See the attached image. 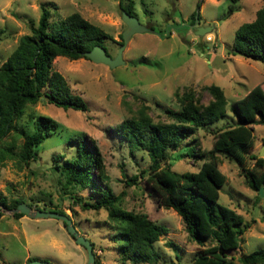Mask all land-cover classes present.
<instances>
[{
    "label": "rangeland",
    "instance_id": "rangeland-1",
    "mask_svg": "<svg viewBox=\"0 0 264 264\" xmlns=\"http://www.w3.org/2000/svg\"><path fill=\"white\" fill-rule=\"evenodd\" d=\"M120 4L125 8L131 5V13L154 31L132 33L122 51L125 62L114 67L87 56L53 58L54 68L65 76L73 92L82 95L88 109L64 108L42 99L27 103L17 120L19 127L33 130L38 114L51 116L58 127L43 139L37 159L29 164L15 154L23 135L13 131L5 137L13 144L11 154L0 156V193L8 202L20 198L33 207L64 210L78 231L92 242L100 264H192L202 245L188 238L185 223L172 207L156 203L144 176L129 180V176L148 167L150 157L145 149L131 151L115 127L122 118L137 115L143 104L153 120H166V106L180 107L176 91L191 87L205 102L210 98L205 86L220 85L227 99L226 115L198 127L169 159L174 170H196L207 158L197 156V146L201 151L210 148L214 130L236 122L232 110L235 99L256 83L264 88V62L231 49L235 29L254 18L264 0H0V63L20 35L30 31V23L37 22L43 5L50 10L52 20L77 10L100 25L112 36L104 39V45L115 55L126 26ZM229 6L233 7L231 13ZM194 24L213 27L198 35ZM251 126L253 146L246 152V165H252V154L264 156V152L260 154L264 150V123L254 122ZM82 132L95 139L108 183L120 193L119 205L144 212L167 226L168 231L154 241L160 251L158 263L120 262L119 239L107 210L82 205L74 197L87 199L88 191L64 184L65 176L52 167L55 154L75 153L76 146L69 137ZM217 157L218 168L226 176L219 186L218 201L234 208L242 222L250 224L239 245L227 252V264H243L242 253L264 248V195L248 184L239 162L222 151ZM63 222L53 216L15 217L11 207L0 206V264H26L27 257L58 264H86V247L75 241ZM168 240L177 246H169ZM209 243L211 237L205 240L206 245Z\"/></svg>",
    "mask_w": 264,
    "mask_h": 264
},
{
    "label": "trees",
    "instance_id": "trees-1",
    "mask_svg": "<svg viewBox=\"0 0 264 264\" xmlns=\"http://www.w3.org/2000/svg\"><path fill=\"white\" fill-rule=\"evenodd\" d=\"M120 7L125 8L121 4ZM125 9L131 12V5ZM232 11L233 7L229 6L228 12ZM29 28L30 31L20 35L0 63V156L11 154L13 142H7L5 137L14 131L23 135L15 154L25 164L37 159L39 145L58 127V122L45 114L36 116L33 130L27 132L19 127L17 120L27 103L42 99L64 108L88 109L82 95L73 92L65 76L54 68L53 58L57 55L85 56V50L96 43L104 45V39L112 37L77 10L52 20L45 5L37 22L32 21ZM231 49L264 62V6L256 10L254 18L235 29ZM205 88L210 93L205 102L191 87L176 91L180 107L166 106V120H153L147 112L148 106L143 104L137 115L122 118L115 129L129 143L131 151L145 149L150 157L148 167L129 176V180L134 182L138 176H144L156 203L172 207L185 223L188 238L202 245L192 258V264H227V252L239 245L250 224L243 223L234 208L218 201L219 186L226 176L218 168L217 152L222 151L240 163L246 181L253 189L259 190L264 185V156L252 154V165L245 164L246 152L253 146L251 124L264 123V88L256 83L236 98L232 105L236 122L216 128L210 148L201 151L197 146V156L206 155L207 158L196 170L179 172L169 165L172 151L198 127L226 115L227 99L222 87L210 83ZM69 140L76 146L75 153L70 156L55 154L52 167L65 176L64 184L77 185L88 191L87 199L74 197L82 205L107 210L119 239L117 259L120 262L158 263L160 251L154 241L168 231L167 226L144 212L119 205L120 193H115L108 183V174L94 138L82 132L71 135ZM20 201L22 199L13 198L8 202L0 193L2 206L12 208ZM60 212L64 213V210ZM23 214L13 212L15 217ZM209 237L211 243L206 245L205 240ZM166 242L169 246H177L173 240ZM94 254L96 256L95 250ZM31 259L27 257L26 264ZM241 260L243 264L264 263V248L242 253ZM95 262L100 264L97 258Z\"/></svg>",
    "mask_w": 264,
    "mask_h": 264
},
{
    "label": "water",
    "instance_id": "water-1",
    "mask_svg": "<svg viewBox=\"0 0 264 264\" xmlns=\"http://www.w3.org/2000/svg\"><path fill=\"white\" fill-rule=\"evenodd\" d=\"M121 17L124 23L126 24V26L122 31V43L119 46L117 53L115 55H111L107 51L104 45L96 43L90 49L84 51L85 56L89 57L94 62H102L109 65L110 67H114L116 65L125 62V60L122 57V51L126 43L128 42L130 36L132 35V33L146 31V30L154 31V29H152L150 26L141 23L133 13L128 12L125 8H122ZM212 27L213 26L211 25L208 26L196 25L195 33H197L198 35H202L206 31L212 29ZM263 152L264 150L261 149L260 154ZM259 193L261 195H264V185L260 186ZM11 210L13 212L19 211L34 217L53 216L61 219L62 221H64L67 231L71 235H73L75 241L86 247L87 256H88L86 264L95 263V254H94L92 242L78 231V229L72 222L71 217L67 213H63L51 209H42L39 207H33L23 201L18 202L15 207L11 208ZM27 264H58V263L51 260L33 258L29 260Z\"/></svg>",
    "mask_w": 264,
    "mask_h": 264
},
{
    "label": "flooded vegetation",
    "instance_id": "flooded-vegetation-1",
    "mask_svg": "<svg viewBox=\"0 0 264 264\" xmlns=\"http://www.w3.org/2000/svg\"><path fill=\"white\" fill-rule=\"evenodd\" d=\"M192 27H194V30H195V28H196V25L194 24ZM108 51V50H107Z\"/></svg>",
    "mask_w": 264,
    "mask_h": 264
},
{
    "label": "crops",
    "instance_id": "crops-1",
    "mask_svg": "<svg viewBox=\"0 0 264 264\" xmlns=\"http://www.w3.org/2000/svg\"><path fill=\"white\" fill-rule=\"evenodd\" d=\"M27 259V258H26Z\"/></svg>",
    "mask_w": 264,
    "mask_h": 264
}]
</instances>
